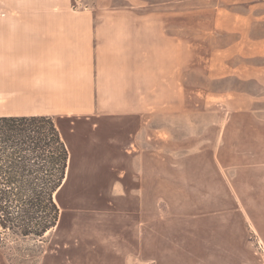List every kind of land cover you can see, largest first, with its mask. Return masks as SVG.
I'll use <instances>...</instances> for the list:
<instances>
[{
	"label": "rangeland",
	"instance_id": "374dc122",
	"mask_svg": "<svg viewBox=\"0 0 264 264\" xmlns=\"http://www.w3.org/2000/svg\"><path fill=\"white\" fill-rule=\"evenodd\" d=\"M135 2L161 13L165 110L55 118L85 187L41 238L0 229V264H264V0Z\"/></svg>",
	"mask_w": 264,
	"mask_h": 264
},
{
	"label": "crops",
	"instance_id": "0c3cea01",
	"mask_svg": "<svg viewBox=\"0 0 264 264\" xmlns=\"http://www.w3.org/2000/svg\"><path fill=\"white\" fill-rule=\"evenodd\" d=\"M125 1L0 0V117L152 119L163 112L161 13Z\"/></svg>",
	"mask_w": 264,
	"mask_h": 264
},
{
	"label": "trees",
	"instance_id": "16d2710c",
	"mask_svg": "<svg viewBox=\"0 0 264 264\" xmlns=\"http://www.w3.org/2000/svg\"><path fill=\"white\" fill-rule=\"evenodd\" d=\"M68 149L46 117H0V229L41 238L62 224L85 187L65 169Z\"/></svg>",
	"mask_w": 264,
	"mask_h": 264
}]
</instances>
